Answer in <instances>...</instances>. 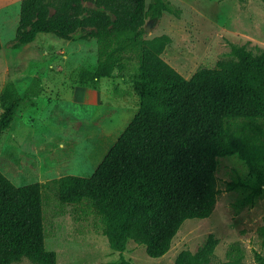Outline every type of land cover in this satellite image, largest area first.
I'll list each match as a JSON object with an SVG mask.
<instances>
[{
  "label": "trees",
  "instance_id": "trees-1",
  "mask_svg": "<svg viewBox=\"0 0 264 264\" xmlns=\"http://www.w3.org/2000/svg\"><path fill=\"white\" fill-rule=\"evenodd\" d=\"M164 12L177 18L180 8L169 0L19 1L18 43H29L38 33L65 40L88 28L96 69L87 82L95 86V76L122 77L133 68L137 104L89 175L14 185L0 172V264L21 259L55 264V252L44 246V190L59 205L79 206L98 217L109 247L119 253L116 264H131L121 255L128 240L157 258L185 219L210 215L218 194V157L235 155L243 162L254 179L252 197L264 188V48L230 45L229 58L198 66L185 78L161 57L169 36H144L146 20ZM23 100L11 83L3 86L0 134ZM258 234L264 250V225ZM216 243L207 234L194 252L180 250L173 264H209ZM242 256V248L229 243L224 264H241ZM254 260L264 264L259 252Z\"/></svg>",
  "mask_w": 264,
  "mask_h": 264
},
{
  "label": "rangeland",
  "instance_id": "rangeland-1",
  "mask_svg": "<svg viewBox=\"0 0 264 264\" xmlns=\"http://www.w3.org/2000/svg\"><path fill=\"white\" fill-rule=\"evenodd\" d=\"M19 1L0 0V91L11 83L24 99L0 134V172L14 185L89 175L136 107L134 69L122 77L95 76V86L88 83L96 69L88 28L65 40L38 33L31 42L18 43ZM169 1L180 8L179 17L164 12L146 20L144 36H169L161 57L185 78L198 66L212 67L229 58L230 45L264 48V0ZM82 4L93 7L89 1ZM217 161L218 194L210 215L185 219L167 252L157 258L128 240L121 251L125 259L131 264H173L180 250L194 252L207 234L217 239L209 264H224L232 242L243 250L241 264H256L254 252L264 256L258 234L264 225V188L250 195L254 179L235 155ZM231 182L237 185L228 190ZM42 210L44 246L55 252V264L117 263L119 253L109 247L98 217L79 206L59 205L48 190L42 193ZM12 264L33 263L21 259Z\"/></svg>",
  "mask_w": 264,
  "mask_h": 264
},
{
  "label": "water",
  "instance_id": "water-1",
  "mask_svg": "<svg viewBox=\"0 0 264 264\" xmlns=\"http://www.w3.org/2000/svg\"><path fill=\"white\" fill-rule=\"evenodd\" d=\"M143 30H144V31H146V30H147V28H146V27H143Z\"/></svg>",
  "mask_w": 264,
  "mask_h": 264
}]
</instances>
